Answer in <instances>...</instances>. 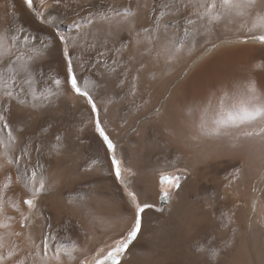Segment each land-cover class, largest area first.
I'll use <instances>...</instances> for the list:
<instances>
[{
	"label": "bare ground",
	"instance_id": "6f19581e",
	"mask_svg": "<svg viewBox=\"0 0 264 264\" xmlns=\"http://www.w3.org/2000/svg\"><path fill=\"white\" fill-rule=\"evenodd\" d=\"M39 1L44 23L22 0H0L4 79L29 49L43 52L11 89L0 88V264H81L135 227L139 214L97 120L113 144L123 139L116 156L133 173L126 182L139 205H159L169 187L162 175L189 174L162 213L147 210L120 264H264V134L254 135L264 126L221 123L246 104L253 82L264 103L260 42L251 38L264 34L252 27L264 0L211 25L194 15L196 0ZM59 33L98 112L70 86ZM212 230L222 237L216 256L204 241ZM73 245L72 259L55 258V247Z\"/></svg>",
	"mask_w": 264,
	"mask_h": 264
},
{
	"label": "snow or ice",
	"instance_id": "6c2138e0",
	"mask_svg": "<svg viewBox=\"0 0 264 264\" xmlns=\"http://www.w3.org/2000/svg\"><path fill=\"white\" fill-rule=\"evenodd\" d=\"M26 3L29 5V7L32 6V0H26ZM189 3H192V0H189ZM196 4L199 5V7L196 9V12L194 15L198 19H203L204 17H207V23L211 25L214 22H218L224 18H230V17H243L245 16L248 11L253 8L256 4V0H196ZM187 5H185L186 7ZM195 7V5H193ZM200 9H203V11H200ZM195 21L190 19L189 23H194ZM77 28H79V25H76ZM253 28H264V16H258L256 22L252 26ZM252 29H249L251 31ZM252 39L258 40L261 43H264V34L261 35H253L251 37ZM18 39L15 35L12 36L13 42ZM64 37H61V40H63ZM33 55H29L27 61H24L19 69H13L11 67H8V72L12 73V75L9 76L7 80L4 79V76L2 73H0V88L4 89H11L12 85L16 83V72L17 71H24L26 73L29 72L28 69V61L33 60L36 56L43 55L42 50L31 48L29 49ZM165 52L169 53L168 58L172 59L174 58V52L170 49H165ZM175 51H178L176 49ZM7 54V49L4 48V37H0V57ZM65 54L66 51H65ZM16 60L23 61V54L16 57ZM69 72H71V62L69 61ZM24 83H31L30 79H27L24 81ZM54 83L59 86L61 81L55 80ZM71 87L82 96H85L88 98L89 102H92V98L89 95L88 91L82 90L76 76L73 74L70 78ZM88 87V82H85L84 88L86 89ZM23 91V89H21ZM249 92L251 95L248 97V100L246 104H242L238 110L234 108L231 112H224L223 117L224 119L221 121L222 124H227L232 127H240L245 124L253 123L257 120L264 119V103L259 102V95L257 92V88L255 86V83H251L249 86ZM5 95L11 97L12 91L8 90L5 92ZM23 103V101H21ZM221 104L223 106V101H221ZM92 108L95 110L96 106L95 103H92ZM0 120H3V117L0 116ZM5 127H7V122L5 121ZM97 129L100 132V135L104 138L105 142L108 145V148L111 150L115 149V145H113L112 141L108 138V136L105 134L104 129L100 127L99 120H97ZM217 132H219V128L216 129ZM253 132H245L244 135L251 136L253 135ZM255 134H264V128L261 129L260 133ZM10 135V134H9ZM11 140H15V137H12L10 135ZM113 164L116 165V175L117 177H120L121 171L119 167V161L113 156L112 158ZM36 180V173L32 172V183L35 184ZM161 182L166 184H171L175 187H179V177H173V176H167L162 175L161 176ZM44 190V180L41 179L40 181V187L39 191ZM129 197L132 199L133 202L136 200V195L133 192L128 193ZM162 199L167 202L169 199L168 192H164L162 195ZM25 204L29 206V208L34 207V201L33 199H27L24 201ZM150 207V205L144 204L143 206L136 204L137 213H142L146 208ZM140 231V221L139 218H137L135 227L132 229V231L129 233V237L127 240L120 241L117 246L109 251L106 256L103 258H99L95 261V264H120V257L121 254L124 253L128 247V245L131 243L132 240H134L137 236V234ZM45 245V254H47L48 250V242L47 240L44 241ZM75 248V245L72 246V248L67 247H61L57 246L55 247V258L57 260L60 259L61 252L64 253L69 259H72V252ZM23 264V262H21Z\"/></svg>",
	"mask_w": 264,
	"mask_h": 264
},
{
	"label": "rangeland",
	"instance_id": "374dc122",
	"mask_svg": "<svg viewBox=\"0 0 264 264\" xmlns=\"http://www.w3.org/2000/svg\"><path fill=\"white\" fill-rule=\"evenodd\" d=\"M25 4H26V6L28 7V9H30V11L32 12V14L36 17V19L39 21V22H41V23H44V19H43V17H42V14H41V12H40V1L39 0H32V6L31 7H29V5L26 3V0H22ZM168 7H173L174 9H177V7H176V4H173V6H172V4H168ZM39 9V10H38ZM42 10V9H41ZM59 35H60V37H63L60 33H59ZM62 43H63V51H64V53H65V51H66V53L67 54H65V56H66V58H67V60L68 61H70L71 62V53H70V50H69V48H68V46H67V42H66V40H65V38L62 40ZM259 44V46H260V50H259V52L257 51V55H261V59L263 58V61L261 60V62H260V60H259V58L257 59V61H258V63H260L259 64V66L261 65V64H264V43H258ZM258 46V45H257ZM68 73H69V76H70V78H71V75H75L76 76V74H75V72H74V68H73V66H72V63H71V72H69V66H68ZM69 82H70V80H69ZM70 86H71V83H70ZM72 88V87H71ZM72 90L75 92V94L78 96L79 94L72 88ZM169 95V94H168ZM79 96H82V95H79ZM86 99L88 100V98L86 97ZM171 98H170V95L168 96V99H166V102H168L169 100H170ZM92 103H95L94 102V100L92 99V102H89V100H88V104H89V106L90 107H92ZM95 106H96V104H95ZM98 108H97V106H96V108H95V111L96 112H98V110H97ZM258 122V123H257ZM263 123L264 121L263 120H261V121H256V124H255V126L256 127H258L259 128V125H260V123ZM261 123V125H263L264 126V123L262 124ZM259 124V125H258ZM258 125V126H257ZM254 126V127H255ZM101 127V126H100ZM134 127V130H133V132L134 133H136L137 131V128L138 127H136V125L135 126H133ZM255 127V130L256 129H258V128H256ZM264 128V127H263ZM98 130V129H97ZM254 130V131H255ZM260 130V129H259ZM257 131L258 130H256L254 133H257ZM260 132V131H259ZM258 132V133H259ZM98 133H99V135H100V132L98 131ZM106 134V133H105ZM255 135V140L259 137L258 136V134H257V136L258 137H256V134H254ZM260 136L261 135H263V134H259ZM101 136V135H100ZM101 138L104 140V138L101 136ZM109 138V137H108ZM110 139V138H109ZM258 140V139H257ZM118 142V143H117ZM117 142L115 141V144H113V145H115V149L114 150H111V149H109L108 148V145H107V143L105 142V140H104V143L106 144V146H107V149H108V155H110L111 156V158H113V156H115V158L119 161V167H120V171H121V175H120V177H118V179H119V181H120V183L122 184V186L124 187V190H125V192H126V197H127V200H128V202H129V204H130V206L132 207V208H136V204H138V199H137V197H136V200H135V202H133L132 201V199L129 197V195H128V193L129 192H132L129 188H128V185H127V180H129L132 176H133V173L130 171V170H128L127 168H125V165H124V163H123V161H121L119 158H118V156H116V148L117 147H119V149L120 148H122L123 147V139L121 140V141H118L117 140ZM112 163H113V160H112ZM113 166H114V170L116 171V165H114L113 164ZM167 176H173V177H179V187L177 188V187H175V186H173V185H171V184H166V183H162L163 185L162 186H165V185H167V186H169V187H167L166 189H163V190H161V192H162V195H163V193L164 192H168V194H169V199H168V201L167 202H165L163 199H162V196L160 197V203H159V205H157V206H150V207H148V208H146L142 213H138L139 214V221H140V231H139V233L137 234V236H136V238L134 239V240H132L131 241V243L128 245V247H127V249H126V251L124 252V253H122L121 254V257H120V261L123 259V257H124V255L128 252V250L135 244V242H136V240H137V238H138V236H139V234L141 233V231H142V220H143V216H144V214L147 212V210L148 209H153V210H155V211H157V212H159V213H162L164 210H165V208L167 207V206H169L173 201H174V198H175V196H176V194H177V192L179 191V189H180V187L183 185V183L187 180V178H188V175L189 174H187V173H185V172H182V171H180V170H177V171H171V172H168L167 174H166ZM169 188V189H168ZM166 190V191H165ZM258 197H256V201L258 200L257 199ZM34 207H35V202H34ZM34 207H32V208H34ZM137 210V209H136ZM27 220V219H26ZM210 235V236H209ZM128 237H129V235L127 234L126 236H125V238L124 239H119L118 241H115V243H113L112 245H110V246H107V247H105V248H103V249H101L99 252H97V254H91V255H89V256H87L82 262H81V264H95V261L97 260V259H99V258H103L104 256H106L107 255V253L109 252V251H111L112 249H114L116 246H117V244L120 242V241H122V240H127L128 239ZM206 239H204V241H205V245H207L206 247H207V249L209 250L208 251V253L209 254H212V256H216L219 252H218V249H217V246H219V242L221 241V239H222V237H220V235H219V233L217 232V231H211L210 233H208L207 234V236L205 237ZM218 242V243H217ZM218 244V245H217ZM217 250V251H216ZM216 252V255H214V253ZM211 256V255H210ZM207 258V257H206ZM217 257H215L214 259H216ZM208 260V261H207ZM211 260V259H210ZM209 259H205V262L207 263V262H209V263H211L212 262V260L210 261Z\"/></svg>",
	"mask_w": 264,
	"mask_h": 264
}]
</instances>
